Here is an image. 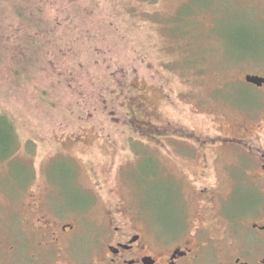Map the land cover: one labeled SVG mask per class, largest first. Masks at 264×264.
I'll return each instance as SVG.
<instances>
[{
	"label": "rangeland",
	"instance_id": "374dc122",
	"mask_svg": "<svg viewBox=\"0 0 264 264\" xmlns=\"http://www.w3.org/2000/svg\"><path fill=\"white\" fill-rule=\"evenodd\" d=\"M247 1L0 0V116L12 133L0 154V252L31 238L21 223L30 194L83 204L72 212L85 210L81 233L94 234L117 202L160 232L177 216L183 229L196 224L185 178L125 127L145 119L137 98L146 96L163 120L228 133L239 120L232 104L254 95L240 79L264 69V48L242 43L249 15L232 8Z\"/></svg>",
	"mask_w": 264,
	"mask_h": 264
},
{
	"label": "flooded vegetation",
	"instance_id": "af4514ba",
	"mask_svg": "<svg viewBox=\"0 0 264 264\" xmlns=\"http://www.w3.org/2000/svg\"><path fill=\"white\" fill-rule=\"evenodd\" d=\"M244 4L231 6L249 15L246 22L251 30L242 43L264 48V0ZM256 64H264V59ZM246 76L264 79V69L245 72L240 79L254 95L247 105L232 104L239 110V120L227 124L224 136H209L182 122L161 119L146 96L137 98L145 119L134 117L125 127L143 133L137 140L148 141L150 154L164 153L171 162L170 172L177 176V170L185 178L179 187L186 182L195 194L193 227L183 229L177 216L174 229L160 232L134 209L117 202L104 209L102 225L94 234L81 233L77 220L86 217L85 210L72 212L83 204L64 200L48 206L30 194L31 216L21 223L31 238L23 248L0 252V264H264V82L257 86ZM237 194L245 201L239 208ZM179 235L184 239L173 240Z\"/></svg>",
	"mask_w": 264,
	"mask_h": 264
},
{
	"label": "trees",
	"instance_id": "16d2710c",
	"mask_svg": "<svg viewBox=\"0 0 264 264\" xmlns=\"http://www.w3.org/2000/svg\"><path fill=\"white\" fill-rule=\"evenodd\" d=\"M15 9L17 11L21 10V6H16ZM1 37V34H0ZM12 146V133H11V126L6 121V119L0 116V154H7L11 152Z\"/></svg>",
	"mask_w": 264,
	"mask_h": 264
},
{
	"label": "water",
	"instance_id": "95a60500",
	"mask_svg": "<svg viewBox=\"0 0 264 264\" xmlns=\"http://www.w3.org/2000/svg\"><path fill=\"white\" fill-rule=\"evenodd\" d=\"M246 81L256 84L257 86L261 85L264 82L263 78L256 77V76H246Z\"/></svg>",
	"mask_w": 264,
	"mask_h": 264
}]
</instances>
